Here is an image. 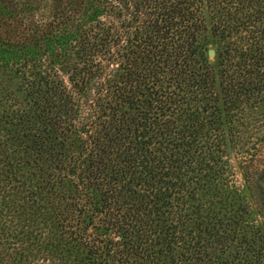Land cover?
<instances>
[{
    "label": "trees",
    "instance_id": "obj_1",
    "mask_svg": "<svg viewBox=\"0 0 264 264\" xmlns=\"http://www.w3.org/2000/svg\"><path fill=\"white\" fill-rule=\"evenodd\" d=\"M77 1L62 7L77 12L70 82L26 81L20 130L0 113V180L43 191L59 263L264 264L246 203L207 182L220 106L264 91V0ZM205 31L222 41L216 68ZM249 189L264 213V190Z\"/></svg>",
    "mask_w": 264,
    "mask_h": 264
},
{
    "label": "rangeland",
    "instance_id": "obj_2",
    "mask_svg": "<svg viewBox=\"0 0 264 264\" xmlns=\"http://www.w3.org/2000/svg\"><path fill=\"white\" fill-rule=\"evenodd\" d=\"M89 1L78 0L76 4L85 9ZM67 2L0 0V113L8 115L6 123L1 124L10 129L20 130L11 115L18 114L29 102L26 81L46 71L53 79L70 82L72 66L78 59L71 35L65 34L72 28V18L65 19L66 13L73 17L77 12L73 15V11H65L62 7ZM204 16L208 25L205 10ZM203 39V54L216 68L222 41L214 42L209 31L203 32ZM207 49L213 53L208 55ZM220 111V161L215 177L207 181L208 192L230 202L232 199L246 203L243 219L257 227L255 244L261 248L264 260V213L257 207L253 189H249L259 186L264 190V91L241 97L224 108L220 106ZM13 184L0 180V264H38L43 260L60 264L64 256L56 246L58 231L35 209L43 191L31 185L24 184L21 189ZM88 217L84 228L89 231L93 229ZM61 238V242L67 241L64 234Z\"/></svg>",
    "mask_w": 264,
    "mask_h": 264
},
{
    "label": "water",
    "instance_id": "obj_3",
    "mask_svg": "<svg viewBox=\"0 0 264 264\" xmlns=\"http://www.w3.org/2000/svg\"><path fill=\"white\" fill-rule=\"evenodd\" d=\"M212 53H213V50H212V49H208V50H207V54H208V55H211Z\"/></svg>",
    "mask_w": 264,
    "mask_h": 264
}]
</instances>
